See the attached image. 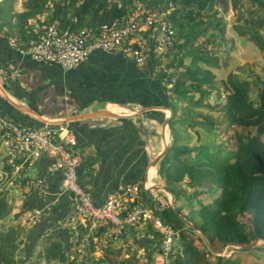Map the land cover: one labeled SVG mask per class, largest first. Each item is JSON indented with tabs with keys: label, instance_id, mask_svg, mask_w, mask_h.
I'll list each match as a JSON object with an SVG mask.
<instances>
[{
	"label": "crops",
	"instance_id": "obj_1",
	"mask_svg": "<svg viewBox=\"0 0 264 264\" xmlns=\"http://www.w3.org/2000/svg\"><path fill=\"white\" fill-rule=\"evenodd\" d=\"M167 5L168 0H148L136 8L168 17L172 9ZM17 10H23L22 4ZM190 13L191 9L179 6L175 18ZM38 19L42 21L44 15ZM180 21L189 27L186 19ZM38 22L29 18L0 28V112L23 126L64 125L75 138L69 149L80 158L79 182L96 205H103L121 185L137 183L142 205L164 223L166 209L176 208V201L173 204L163 189L167 186L162 172L165 158L156 162V157L174 137L164 123L170 114L169 88L179 71L176 63L183 41L179 30L174 28L171 43L156 26L137 33L146 46L143 64L122 49H99L77 68L65 70L25 53L42 30ZM101 109L116 115L84 117ZM0 139V154L9 164L1 135ZM27 156H17L16 168L9 164L13 187L20 195L16 205L22 208L25 202L27 207L17 219L24 235L23 264H62L61 253L74 264H148L149 257L155 262L161 252V233H152L145 222L117 226L97 224L90 218L72 219V193L63 186V171L45 152ZM34 210H40L41 216L32 224L28 214Z\"/></svg>",
	"mask_w": 264,
	"mask_h": 264
},
{
	"label": "trees",
	"instance_id": "obj_2",
	"mask_svg": "<svg viewBox=\"0 0 264 264\" xmlns=\"http://www.w3.org/2000/svg\"><path fill=\"white\" fill-rule=\"evenodd\" d=\"M16 1L0 0V28L8 29L36 18L42 26L36 35L37 41L53 22H58L62 28H91L98 32L101 26L121 21L136 9L138 3L148 0H25L22 11L15 7ZM219 2L226 4V0H168L167 7L172 9L168 21L185 40L178 50L176 67L179 71L169 88L172 96L169 106L173 111L169 126L174 137L162 167L167 187L175 196L176 209L193 221L215 246L217 242L221 245L229 242L247 244L256 238H264V84L230 73L221 88L223 91L218 89L210 68L220 66L219 58L210 49L199 46L202 41L196 43L208 29H212V34L218 32L219 38L223 39L226 25L215 8ZM179 6L189 8L193 13L176 19ZM236 13L242 14V10L237 8ZM39 15H44L42 21L38 19ZM210 15L212 18L208 21ZM181 19L188 21V28ZM186 58H189L187 63ZM255 88L258 91L253 96ZM213 94L217 99L206 101ZM202 108L217 110L223 118L217 122ZM183 125L187 130L200 127L215 136H219L220 127L231 128L234 134L230 138L235 144L233 148H225L223 144L198 142L188 147L186 143H179L181 132L180 135L177 132ZM2 161L0 221L10 215L17 220L25 213L26 203L18 208L15 196L13 201H8L13 186L12 167L6 156ZM205 183L211 184L214 196L188 217L183 212L187 205L184 202L190 204L196 194H188L184 185L195 188ZM162 218L176 233L172 264H222V257L211 251L200 234L186 227L171 207ZM144 222L152 233H161L153 228L152 221ZM23 238V229L19 225L7 229L0 227V264H20L22 259L18 249ZM255 250V247L234 249L225 264H243V256ZM58 259L62 264H74L64 253L58 254ZM150 259L152 257L148 264L154 262Z\"/></svg>",
	"mask_w": 264,
	"mask_h": 264
},
{
	"label": "built area",
	"instance_id": "obj_3",
	"mask_svg": "<svg viewBox=\"0 0 264 264\" xmlns=\"http://www.w3.org/2000/svg\"><path fill=\"white\" fill-rule=\"evenodd\" d=\"M155 26L161 30L167 42L173 41L175 29L170 25L167 16L142 8H136L112 25L101 26L98 32L91 28H62L58 22H53L39 40L25 49V53L35 61L52 63L65 70L77 68L91 52L99 49L106 52L122 49L127 56L143 64L147 56L146 46L136 35L143 29ZM55 134L58 138L54 137ZM0 135L10 156L9 164L15 168L19 155L32 158L45 152L53 158L55 167L64 173L63 186L72 193V219L90 218L97 224L117 226H135L144 220H150L162 234L161 252L155 258L154 264H172L175 230L142 205L139 200V184H123L103 205L94 203L79 182L80 158L69 149L75 138L64 125L57 128L23 126L0 112ZM40 216L41 211L34 210L28 214V220L34 224Z\"/></svg>",
	"mask_w": 264,
	"mask_h": 264
},
{
	"label": "rangeland",
	"instance_id": "obj_4",
	"mask_svg": "<svg viewBox=\"0 0 264 264\" xmlns=\"http://www.w3.org/2000/svg\"><path fill=\"white\" fill-rule=\"evenodd\" d=\"M23 1L25 0H17L15 7L19 8ZM261 3L264 4V0H226V4L224 2H219L215 8L218 11V17H222V21L226 25L225 34L222 37L223 39L219 38L218 32L212 34V29H208L206 35L200 37L198 41H196V43L202 41L203 44H199V46L203 45L204 50L210 49V51L215 53L219 58L220 66L210 69L215 74L214 81L216 87L222 91L223 89L221 88L224 85V81L230 73L236 74L242 78L247 77L254 81H258L261 85L264 84V6ZM237 8L238 10H242V14L237 15ZM207 18L208 21H210L209 19H211L212 16L210 15ZM208 23L209 22H207V24ZM257 91L258 89L255 88L252 95L255 96ZM215 99H217L216 95L213 94V96L206 101L214 102ZM202 111L217 122L223 118V114L219 113L217 110L202 108ZM219 131V136H215L200 127L187 130L183 125L177 134L180 135L179 132H181L179 143H186L188 147H192V145L200 142L214 145L223 144L225 148H233L235 140L232 137L230 138V135L232 136L234 134V130L222 126ZM3 165L2 154H0V171H2ZM184 187L188 194H196L191 198L190 204L184 202L185 205L187 204L185 206V211L189 216H192L193 211L198 209L202 204L210 202L215 192L209 183L199 185L195 188H190L185 185ZM11 189L12 194L8 195V201L10 202L13 201L14 196L16 200L20 197L16 187L12 186ZM191 222L194 224L193 221ZM17 226V220L13 219L12 215L0 221V227H4L5 229ZM263 245L264 241H260L259 244L255 246L256 250L254 252L243 256V264H264V252H262ZM225 246L226 245H221L217 242V246L215 247L223 248ZM23 247V244H21L18 249V254L21 256ZM231 253L232 252H230V254ZM21 259L20 264H23L24 260L23 258Z\"/></svg>",
	"mask_w": 264,
	"mask_h": 264
},
{
	"label": "water",
	"instance_id": "obj_5",
	"mask_svg": "<svg viewBox=\"0 0 264 264\" xmlns=\"http://www.w3.org/2000/svg\"><path fill=\"white\" fill-rule=\"evenodd\" d=\"M170 110V114L169 116L166 118L165 120V127L169 124L170 119L173 116V111L171 108H169ZM116 114H114L113 112L107 110V109H101V110H96L93 112H89L84 114V117H94V116H115ZM169 147L170 144H166L163 151L160 152L157 157H156V162H158L159 160H161L162 158H165L168 156L169 153ZM163 189L165 191H167L168 193H170L172 200L174 201L175 196L174 194L170 191V189L167 186H163ZM172 201V202H173ZM172 209L174 210V212L177 214L178 218L185 224L186 227L192 229L193 231H195L196 233L200 234L207 242L209 248L212 250V252L216 255H220L222 257V264H225V260L226 258L230 255V252H233L234 249H249V248H254L255 246H257L259 244L260 241H264V238H256L254 240H252L251 242L247 243V244H242V243H238V242H229L226 244L225 247L223 248H217L215 247L211 240L209 239V237L201 232V230L195 226L188 218H186L185 216H183L181 213H179V211L172 207Z\"/></svg>",
	"mask_w": 264,
	"mask_h": 264
}]
</instances>
